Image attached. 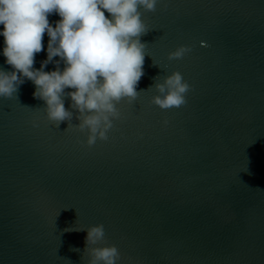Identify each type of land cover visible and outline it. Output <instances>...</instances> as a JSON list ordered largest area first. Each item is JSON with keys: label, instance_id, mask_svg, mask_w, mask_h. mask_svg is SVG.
Here are the masks:
<instances>
[{"label": "water", "instance_id": "1", "mask_svg": "<svg viewBox=\"0 0 264 264\" xmlns=\"http://www.w3.org/2000/svg\"><path fill=\"white\" fill-rule=\"evenodd\" d=\"M140 11L139 94L116 104L106 140L86 144L67 96L71 119L50 121L31 81L0 97V264H88V247L107 246L117 264H264V0ZM173 72L186 103L161 109L156 84ZM95 225L104 239L88 246Z\"/></svg>", "mask_w": 264, "mask_h": 264}, {"label": "clouds", "instance_id": "2", "mask_svg": "<svg viewBox=\"0 0 264 264\" xmlns=\"http://www.w3.org/2000/svg\"><path fill=\"white\" fill-rule=\"evenodd\" d=\"M159 0H0V56L11 66L0 68V97L10 98L25 80L35 86L33 97L43 100L50 121L70 120L65 96L81 118L79 130H88L86 144L106 140L112 121L120 113L116 104L138 96L137 85L144 75L145 44L140 37L148 31L140 9L154 11ZM107 13L108 15H106ZM60 17L54 24L49 16ZM46 59L35 68V55L44 50ZM191 51L180 46L168 59H180ZM59 57L58 60H54ZM54 70L45 71L48 64ZM63 64V69L60 64ZM190 85L179 72L156 84L159 95L152 103L161 109L186 103ZM66 89L72 91L66 92ZM165 124L167 121L164 122ZM86 244L104 239L103 225L87 229ZM88 264H117L115 246L88 247Z\"/></svg>", "mask_w": 264, "mask_h": 264}]
</instances>
